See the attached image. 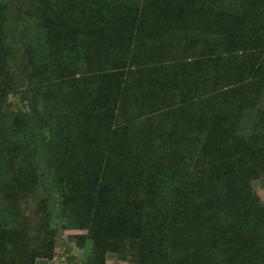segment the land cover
Listing matches in <instances>:
<instances>
[{"label": "trees", "instance_id": "trees-1", "mask_svg": "<svg viewBox=\"0 0 264 264\" xmlns=\"http://www.w3.org/2000/svg\"><path fill=\"white\" fill-rule=\"evenodd\" d=\"M230 6L237 13L242 0L202 1L200 59L182 47V38L175 45L171 38H153L154 51L137 49L139 34L113 17L123 12L113 0H92L85 18L84 8L40 13L16 6L0 25V42L11 30L18 70L31 49L48 57L45 65L44 57L35 64L30 54L24 79L40 75L43 65L53 66L54 36L87 34L62 43L65 59L50 70L49 94L26 89L23 82L15 92L0 78V192L6 197L36 192L49 205V229L88 232L85 255L103 247L137 264H264V205L247 187L255 163L237 168L215 146L225 130L264 150V120L255 117L257 106L264 110L262 83L239 66L226 74L203 61L209 47L227 44L216 23ZM118 36L131 46L129 61H121L131 67L121 96L103 74L117 67L105 62L113 59L108 44ZM7 49L0 52L1 69H14ZM8 94L20 95L17 104L29 111H8ZM136 94L153 109L142 123L144 115H133L119 124L110 108L116 99L129 103ZM36 102L56 109L40 112ZM254 119L257 131L235 125L236 120L252 125ZM23 158L26 171L16 174ZM203 233L210 239L205 246Z\"/></svg>", "mask_w": 264, "mask_h": 264}, {"label": "rangeland", "instance_id": "rangeland-1", "mask_svg": "<svg viewBox=\"0 0 264 264\" xmlns=\"http://www.w3.org/2000/svg\"><path fill=\"white\" fill-rule=\"evenodd\" d=\"M113 1L119 4L120 9H123V12L117 13L113 17L120 19V21H125L124 27L129 24L127 28L132 27V30L139 34L142 43L141 47H137V49L150 46L152 51H154L156 45L151 42L153 38H156L157 41H169L171 38L173 45H175L173 41L180 42L182 38V47L186 51L195 53L197 56L202 52V41L200 39L202 35V1L206 3L207 0ZM91 2L92 0H0V12H2L0 25L4 24L5 20L10 17L16 6L24 12L36 10L40 13L48 8H55L60 11L84 8L83 18H85L88 17L86 13H89ZM242 4V8H237V13L234 10L235 6L228 7L227 17L225 16V8L222 10L221 20L216 23L219 29H216V31L223 34V42L227 44L216 49L209 47L210 55L205 56L203 61L212 70L217 66L216 71L223 69L227 71L226 74L228 72L233 74L231 70L239 66L241 73L245 76H257L260 79V83H262L261 91L264 92V0H242ZM249 5H253V7L247 9ZM250 12L252 13L250 14ZM46 14L48 15V13ZM108 18L111 19L112 14ZM10 31L0 42V52L4 48H9L6 51V55L10 54L9 61L14 64V69L12 67H2L1 69L0 66V78L11 85L15 92L22 90L20 83L23 82L26 83L23 86L24 88L27 89L29 87L33 91L38 89L35 92L39 91L40 95L50 93V70L53 66L55 69L57 68V65L60 64V58L65 59L61 48L62 43L64 41H72L73 37L78 40L87 34L77 31L65 38L60 35L54 36L52 39L54 45L52 51V53L54 52V63L52 67L44 66L48 62L46 53H34L31 49L28 51L29 53H25L24 60L20 62L18 70V61L15 59L17 56L15 38L11 36ZM118 33L126 40L125 32ZM108 45L110 46L109 51L115 60H108L105 64H115L118 68L110 67L107 73L103 74L109 81L118 86L119 96H121L122 91H126L125 74L131 68L127 63H122L121 61L125 59L129 61L131 46L124 40L119 42V36L117 41H111ZM105 47L107 50V45ZM44 50H47V47ZM217 52L221 53L217 54ZM33 53L32 60H35V64L37 62L36 59L44 57V65L39 68L42 73L38 76L24 79L21 74H24V70L30 65L27 62V58ZM200 58H202L201 55L200 57L198 56V59ZM4 59L7 61V57ZM133 68L136 69L137 67ZM225 78L226 75L223 73L219 74L217 80L223 83ZM18 96L20 95L8 94L6 96L8 111L20 110L24 113L29 111L28 107L22 108L21 105L17 104ZM140 96L127 98L129 103L116 99L114 107L110 108L112 117L119 124H123L125 118L133 115L143 116L147 111H151L153 107L148 106L145 99H141ZM35 108L40 112H54L56 109L55 106L50 107L38 102L35 103ZM255 111V117L258 116L262 123L264 110L261 106H257ZM145 117L146 115L139 122L142 123ZM151 117L149 116V124L153 123V118ZM255 124L256 120L254 119L252 125L247 123L239 124L237 120L235 125L237 127L246 126L249 130L257 131L258 128L254 127ZM233 136L234 139H232L231 133L223 130V134L215 142V146H218L216 147L218 151H224L225 154L233 157L237 168L244 166L247 162L255 163L254 170L257 171L253 175L254 178L248 181L247 187L254 201L258 205L263 206L264 150L258 148L254 143L255 141L250 145L247 142H242V139L236 138L235 135ZM15 167L16 165L13 166V169ZM17 169L18 172L16 174L26 171L25 158L19 162ZM240 178L245 181V178L241 176ZM3 193L0 192V264H137L134 258L127 257L122 259L118 253L103 247L98 248L96 252L89 250L87 255H85L83 243L88 232L83 229H67L64 231L49 229L47 220L49 205L44 200L38 199L36 192L27 193L24 196L23 194L15 193L12 197H6ZM205 235L203 233L202 237H200L202 246H205L210 241V239L205 238ZM213 245H215V242Z\"/></svg>", "mask_w": 264, "mask_h": 264}]
</instances>
